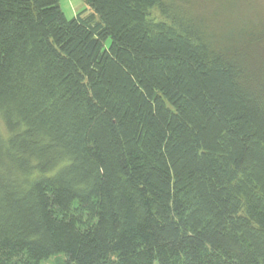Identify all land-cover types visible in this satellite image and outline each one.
Wrapping results in <instances>:
<instances>
[{
	"label": "trees",
	"instance_id": "16d2710c",
	"mask_svg": "<svg viewBox=\"0 0 264 264\" xmlns=\"http://www.w3.org/2000/svg\"><path fill=\"white\" fill-rule=\"evenodd\" d=\"M82 1L0 0V264H264L258 0Z\"/></svg>",
	"mask_w": 264,
	"mask_h": 264
},
{
	"label": "rangeland",
	"instance_id": "374dc122",
	"mask_svg": "<svg viewBox=\"0 0 264 264\" xmlns=\"http://www.w3.org/2000/svg\"><path fill=\"white\" fill-rule=\"evenodd\" d=\"M59 5L66 19L73 18L76 15V13L86 8L82 0H60ZM257 6L258 7L261 6L262 10L264 11V0H258ZM108 43H109V40L106 42V45ZM0 131L4 133V128H3L1 121H0ZM59 257L63 258L62 255H59L58 257H52L48 260L42 261L40 264H56V260Z\"/></svg>",
	"mask_w": 264,
	"mask_h": 264
}]
</instances>
